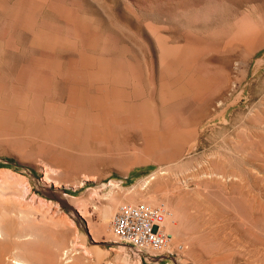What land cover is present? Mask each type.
Returning <instances> with one entry per match:
<instances>
[{
    "label": "rangeland",
    "instance_id": "rangeland-1",
    "mask_svg": "<svg viewBox=\"0 0 264 264\" xmlns=\"http://www.w3.org/2000/svg\"><path fill=\"white\" fill-rule=\"evenodd\" d=\"M263 22L264 0H0V220L30 213L36 264H264V45L234 39ZM160 168L144 203L179 235L139 257L95 229L111 183L117 208Z\"/></svg>",
    "mask_w": 264,
    "mask_h": 264
},
{
    "label": "bare ground",
    "instance_id": "bare-ground-1",
    "mask_svg": "<svg viewBox=\"0 0 264 264\" xmlns=\"http://www.w3.org/2000/svg\"><path fill=\"white\" fill-rule=\"evenodd\" d=\"M19 20V19H18ZM261 21V20H260ZM263 21V20H262ZM264 23V22H263ZM261 23V25L263 24ZM27 25V24H26ZM263 26V25H262ZM258 26L259 28L254 29L251 26H247L246 28L240 30L238 33H236L234 35V39L236 40H244L249 49L250 52L255 53L256 51H258L264 44V42H261V38L262 34H264V26L263 27ZM262 35V36H261ZM233 38V37H232ZM264 41V40H263ZM264 47V46H263ZM262 47V48H263ZM106 71V70H105ZM10 72V71H9ZM222 88V87H221ZM223 93V92H222ZM158 99V98H157ZM90 106V105H89ZM210 110V109H209ZM203 111V110H202ZM212 112V111H211ZM209 113V112H208ZM205 114V113H204ZM202 114V115H204ZM206 115V114H205ZM209 116V114H208ZM44 118V117H43ZM18 119V118H17ZM203 119V117L201 118ZM50 120V119H49ZM27 122V121H26ZM52 122H53V118H52ZM55 122V121H54ZM56 123V122H55ZM67 123V122H66ZM72 123V122H71ZM64 124V123H62ZM57 125V123H56ZM178 144V143H177ZM182 145V144H181ZM178 147V146H177ZM181 167V166H180ZM193 167V166H192ZM162 169H158L155 172H152L150 175H148L147 178H145L144 180H142L141 184H137V185H133L132 189L130 192H128V190H126V194L124 195L122 200L128 201L129 204H137L138 202H143V204H146L144 202H148L150 203L151 199L154 197L153 194L151 193V191L149 190V186L151 185V183L153 181H156L158 178L160 179L159 176H162ZM187 171V170H186ZM166 173V171H163ZM170 173V171H169ZM169 173H166L169 175ZM165 174V175H166ZM172 174V172H171ZM175 174V173H174ZM213 172H212V176H213ZM211 175V174H210ZM215 175V174H214ZM220 175V174H219ZM164 176V175H163ZM170 176V175H169ZM168 176V178H169ZM173 176V174H172ZM206 176L209 177V175L207 174ZM211 176V177H212ZM176 177V176H175ZM167 178V175H166ZM216 178V177H215ZM227 178V177H226ZM234 178V177H232ZM163 179V178H162ZM186 179V178H184ZM192 179V178H191ZM212 179V178H211ZM224 180V177L222 178ZM229 179V178H227ZM190 180V179H189ZM215 181V180H214ZM140 183V182H139ZM155 183V182H154ZM212 183V181H211ZM115 184L111 183V191L108 195V199H110L109 203L105 204L103 206V208L101 209V224L99 227H97L95 230H98V228L102 227L103 224L105 223H109L110 221H112V218L115 216L116 212H117V208L116 205L118 204L120 200H118L116 198V196H114V191L113 188L115 187ZM137 187H139L140 189L137 190ZM130 189V188H129ZM125 190V189H124ZM141 191H144L145 193L142 194ZM131 193V194H130ZM147 195V196H146ZM197 195V194H196ZM138 197V198H137ZM118 201V202H117ZM148 205V204H146ZM120 206V205H119ZM160 206V205H159ZM163 207V206H162ZM165 211L167 212V209L164 207ZM1 212V211H0ZM19 216L21 219L25 220L24 224V233L23 235H15L13 234L9 229L3 226V224L1 223V220L4 218H1L0 220V245L3 243H8L10 244V248L6 249V248H0V264H36L34 259L31 258L29 255H27L23 249V247L20 246V243L23 241L24 245L27 246V244L30 245H34L39 243L40 240V236H41V230H40V226L39 224H37L35 221H33V219H29L30 218V213H27L26 211H20L19 212ZM7 215V214H6ZM170 216L171 214L167 212V216L165 218V222H164V230L166 232H169L171 234V236L177 237L179 235V230L173 226H171L170 224ZM3 217V216H2ZM9 220V219H8ZM11 220V219H10ZM7 221V220H6ZM17 223V222H16ZM22 223V222H21ZM18 226V225H17ZM104 226V225H103ZM15 229V228H14ZM94 230V231H95ZM13 231V230H12ZM65 233V232H64ZM59 234L61 236H65V234H63L62 232H59ZM59 235V236H60ZM41 242V241H40ZM7 247V246H5ZM25 247V246H24ZM27 252V251H26ZM102 251L101 250H95V254L97 259L99 260L102 256ZM77 254V252H76ZM72 249H67L64 250L62 252V260L67 262L73 261L72 259H74L75 255H76ZM79 254V253H78ZM35 255V254H34ZM80 257V256H79ZM77 258V257H76ZM97 260V262H98ZM100 261V260H99ZM74 264H79L77 261ZM98 264V263H96Z\"/></svg>",
    "mask_w": 264,
    "mask_h": 264
},
{
    "label": "built area",
    "instance_id": "built-area-1",
    "mask_svg": "<svg viewBox=\"0 0 264 264\" xmlns=\"http://www.w3.org/2000/svg\"><path fill=\"white\" fill-rule=\"evenodd\" d=\"M166 216L162 206L125 203L118 207L110 230L132 254L160 258L168 255L172 247V236L163 227ZM180 250L181 247L175 249Z\"/></svg>",
    "mask_w": 264,
    "mask_h": 264
}]
</instances>
